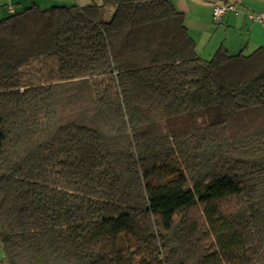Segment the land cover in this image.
I'll list each match as a JSON object with an SVG mask.
<instances>
[{"label":"trees","instance_id":"obj_1","mask_svg":"<svg viewBox=\"0 0 264 264\" xmlns=\"http://www.w3.org/2000/svg\"><path fill=\"white\" fill-rule=\"evenodd\" d=\"M0 264H264V48L199 54L172 0L0 19Z\"/></svg>","mask_w":264,"mask_h":264},{"label":"crops","instance_id":"obj_2","mask_svg":"<svg viewBox=\"0 0 264 264\" xmlns=\"http://www.w3.org/2000/svg\"><path fill=\"white\" fill-rule=\"evenodd\" d=\"M84 0H0V19L33 4L42 8L53 5H83ZM183 14L184 24L197 51L202 57H211L224 48L230 54H249L264 48V0H172ZM232 3L236 9L220 18L212 15L215 4ZM249 14L259 19L250 18Z\"/></svg>","mask_w":264,"mask_h":264},{"label":"built area","instance_id":"obj_3","mask_svg":"<svg viewBox=\"0 0 264 264\" xmlns=\"http://www.w3.org/2000/svg\"><path fill=\"white\" fill-rule=\"evenodd\" d=\"M91 1H96V0H91ZM236 9L235 5L232 3H222V4H215L212 6V15L214 18H220L221 16H223L225 13L229 12V11H234ZM250 18H255V19H259V15H253V14H249Z\"/></svg>","mask_w":264,"mask_h":264},{"label":"rangeland","instance_id":"obj_4","mask_svg":"<svg viewBox=\"0 0 264 264\" xmlns=\"http://www.w3.org/2000/svg\"><path fill=\"white\" fill-rule=\"evenodd\" d=\"M82 2H87V1L84 0V1H82ZM204 58L207 59V58H210V57L204 56ZM1 252H2V249L0 248V253H1Z\"/></svg>","mask_w":264,"mask_h":264}]
</instances>
